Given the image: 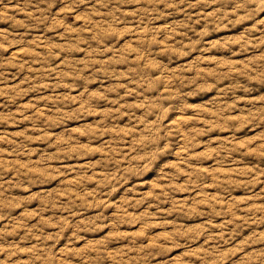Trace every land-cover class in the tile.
I'll use <instances>...</instances> for the list:
<instances>
[{
	"label": "clouds",
	"instance_id": "clouds-1",
	"mask_svg": "<svg viewBox=\"0 0 264 264\" xmlns=\"http://www.w3.org/2000/svg\"><path fill=\"white\" fill-rule=\"evenodd\" d=\"M0 264H264V0H0Z\"/></svg>",
	"mask_w": 264,
	"mask_h": 264
}]
</instances>
